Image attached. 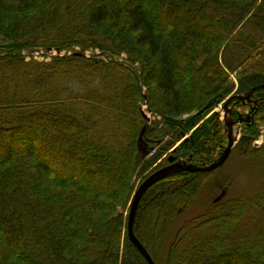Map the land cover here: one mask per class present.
I'll use <instances>...</instances> for the list:
<instances>
[{
  "label": "trees",
  "instance_id": "16d2710c",
  "mask_svg": "<svg viewBox=\"0 0 264 264\" xmlns=\"http://www.w3.org/2000/svg\"><path fill=\"white\" fill-rule=\"evenodd\" d=\"M0 41V264H147L124 209L139 168L172 142L142 164L139 84L174 141L194 128L162 166L170 155L212 164L226 148L223 122L199 123L230 94L229 72L237 95L264 99V0H0ZM36 46L98 48L126 64L82 52L26 60ZM263 120L264 106L243 123L242 156L264 158L252 145ZM207 175L175 170L150 185L136 237L156 264H264L263 191L217 200L168 232Z\"/></svg>",
  "mask_w": 264,
  "mask_h": 264
},
{
  "label": "rangeland",
  "instance_id": "374dc122",
  "mask_svg": "<svg viewBox=\"0 0 264 264\" xmlns=\"http://www.w3.org/2000/svg\"><path fill=\"white\" fill-rule=\"evenodd\" d=\"M3 45L4 43L0 41V56L7 53V51L3 48ZM24 50H25L24 53L27 54L26 58L45 61L50 49L49 47L47 48V47L36 46V47H28L27 49ZM61 52H62L61 54H63L64 56L70 55L74 52H82L89 59H96V60H101L103 62H108L110 58L111 60L117 62L122 61L124 64H126V62L124 61L125 58L124 54H122L120 57H113L98 48L81 50L78 46H74L71 48L61 49ZM229 73H230V80L233 85L230 94L220 103H217L215 107L208 114H206L202 118V120H200L199 124L203 123L206 119L211 117L213 118L216 117L219 119V121L224 123V119L234 120V115L236 114V112L244 113L246 110H248L249 106L247 102H243L238 98H230L232 96H237L236 90L238 88L239 82H238V75L236 72L232 71ZM145 92H146V88L142 87V85L139 84L138 100H139V105L142 107V111L144 112V115L147 118L146 130L154 131L153 137H155V140L154 139L149 140L144 134L143 140L147 142V146L139 147L138 157L140 158V160H142V164L144 162L146 163L151 158L154 151L160 148L159 146H162L164 143H170V142H172V144L170 145V148L168 147L169 149L166 151V154L160 157V159H156L150 162L144 170H141V168H139L140 175H138L139 174L138 173L134 177V182H135L134 191L136 190L138 185L142 182L143 178H146L149 174H151L153 170L163 165L164 162H162V159L167 154H169L173 149L179 146V144L182 141L190 137L194 129L193 128L189 130L185 134V136L182 137L180 140L174 141L175 137L173 138L172 131H170L167 128V126L161 122V117L156 113H152L147 109ZM246 95L247 94H242L241 96L245 98ZM224 106H227L228 108L232 109L231 119L229 114L225 117L226 114L224 112ZM187 116L189 115H184L183 118ZM258 124H259L257 130L258 133L255 139L253 140L252 145L257 143L260 144V147H255V148H262L264 147L262 146L264 145V120ZM242 129H243V124H234L232 129L234 139H236L234 147L230 151L225 162L220 167L214 169L211 172H208L209 175L205 176L204 181L202 183L203 186L202 190L199 192L200 194H198L197 198H195L191 202L190 207H188L187 209H182L181 215L177 217L175 222L170 226L168 230V232L170 231L169 232L170 234L178 224L185 221L187 218L208 209L210 205H213L216 202H218L217 200L220 201V199L229 198L234 195H239V196L243 195L245 197H250L253 193L257 191L264 192V158L251 159L242 156L241 154H239L238 150L235 149L237 142L242 136V132H243ZM152 144H154L153 147H151ZM224 146L226 147L227 143ZM223 152L224 150L220 152L221 154L217 157V160L220 158ZM177 160H181V161L184 160L187 162V160L182 157H180ZM210 164L211 163L205 165H197V166L204 167V166H209ZM223 191L224 194L222 195ZM130 203H131V199L124 209V215H127V211H128V207L130 206Z\"/></svg>",
  "mask_w": 264,
  "mask_h": 264
},
{
  "label": "water",
  "instance_id": "95a60500",
  "mask_svg": "<svg viewBox=\"0 0 264 264\" xmlns=\"http://www.w3.org/2000/svg\"><path fill=\"white\" fill-rule=\"evenodd\" d=\"M252 89V91H254ZM238 99H244L242 96H234ZM247 99L249 96H246ZM230 100V99H229ZM228 100V101H229ZM248 117L246 118H241L240 120L245 121L247 120ZM227 146L224 149V152L220 156V158L216 161L210 164L209 166H197L194 164L186 163L185 161H180V160H175L173 156L168 157L169 164L162 166L158 168L157 170L153 171L151 174H149L136 188L134 191L130 206H129V212H128V217H127V235L130 240V242L137 248L139 253L143 256L147 264H156L152 257L150 256L149 252L146 250L144 245L140 242V240L136 237L134 231H133V223H134V218L135 214L137 211V207L139 204V201L144 194V192L147 190V188L152 185L155 181L158 179L162 178L163 176L167 175L168 173L175 171V170H184V171H191V172H211L214 169L220 167L225 160L227 159L230 151L234 147V140L232 137V128H233V122H227ZM146 126H143L141 129L139 135H138V145L139 146H146L147 143L143 140V135L145 132Z\"/></svg>",
  "mask_w": 264,
  "mask_h": 264
},
{
  "label": "built area",
  "instance_id": "2783aa9c",
  "mask_svg": "<svg viewBox=\"0 0 264 264\" xmlns=\"http://www.w3.org/2000/svg\"><path fill=\"white\" fill-rule=\"evenodd\" d=\"M62 52H61V50H59V49H56V48H50V50H49V53H48V55H47V59L49 58V57H51V56H55V55H63V54H61ZM25 54V56L27 55L26 53H24ZM257 144V143H256ZM257 145H260V144H257Z\"/></svg>",
  "mask_w": 264,
  "mask_h": 264
}]
</instances>
